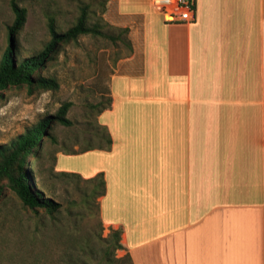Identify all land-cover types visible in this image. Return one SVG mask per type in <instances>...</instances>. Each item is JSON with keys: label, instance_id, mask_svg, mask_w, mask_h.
<instances>
[{"label": "crops", "instance_id": "1", "mask_svg": "<svg viewBox=\"0 0 264 264\" xmlns=\"http://www.w3.org/2000/svg\"><path fill=\"white\" fill-rule=\"evenodd\" d=\"M107 10L129 47L97 117L112 144L58 171L102 174L131 264H264V0H195L191 23L151 0Z\"/></svg>", "mask_w": 264, "mask_h": 264}, {"label": "rangeland", "instance_id": "2", "mask_svg": "<svg viewBox=\"0 0 264 264\" xmlns=\"http://www.w3.org/2000/svg\"><path fill=\"white\" fill-rule=\"evenodd\" d=\"M10 1L0 0V56L14 20ZM16 1L26 10V22L17 35V60L40 53L50 43V17L57 32L64 33L76 23L83 6L88 7V26H95L100 34L81 35L60 45L41 71L56 82L55 89L23 85L0 94V145L9 144L64 105H69L70 121L66 126L53 125L52 138L43 139L27 157L35 189L59 204L57 211L30 209L7 187L0 195V264H130L115 247L116 230L108 231L100 220L97 182L57 169L61 155L66 171L80 170L87 162L81 156L67 158L69 153L105 147L106 133L97 117L109 106V75L128 55V32L112 25L104 0Z\"/></svg>", "mask_w": 264, "mask_h": 264}, {"label": "trees", "instance_id": "3", "mask_svg": "<svg viewBox=\"0 0 264 264\" xmlns=\"http://www.w3.org/2000/svg\"><path fill=\"white\" fill-rule=\"evenodd\" d=\"M193 1L195 7V0ZM105 2L109 5L110 0H104ZM10 7L14 20L8 27V46L0 56V94L9 87L23 85H27L31 89H55L56 82L52 78L42 76L41 71L45 69L46 64L52 59L53 54L58 50L60 45L74 41L81 35L100 34V31L95 26H88V7L83 6L76 23L64 33L57 32L55 21L50 17L48 20V29L51 35L50 43L40 53L17 60V35L26 22V10L20 7L16 0L10 1ZM110 102L111 100L109 99V105ZM68 108L69 105L62 106L56 114L45 117L9 144L0 145V195L5 187H7L30 209L37 210L42 208L48 210L50 213L57 211L59 204L46 197L42 191L35 189L33 172L27 170V157L34 154L43 139L52 138L51 128L53 125L62 124L66 126L70 124V121L66 118ZM102 129L106 133L104 137L105 147L87 148L80 152L69 154H79L90 149H110L112 141L106 130ZM87 181L97 182L98 187L101 189L100 192L99 190L96 192L97 197L103 195L104 181L102 174ZM120 233L119 230L113 232L116 249H121V245L119 244Z\"/></svg>", "mask_w": 264, "mask_h": 264}, {"label": "built area", "instance_id": "4", "mask_svg": "<svg viewBox=\"0 0 264 264\" xmlns=\"http://www.w3.org/2000/svg\"><path fill=\"white\" fill-rule=\"evenodd\" d=\"M151 6L166 23H191L194 20L193 0H151Z\"/></svg>", "mask_w": 264, "mask_h": 264}]
</instances>
